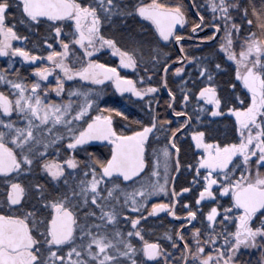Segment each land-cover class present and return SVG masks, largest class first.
Listing matches in <instances>:
<instances>
[{
	"label": "trees",
	"instance_id": "1",
	"mask_svg": "<svg viewBox=\"0 0 264 264\" xmlns=\"http://www.w3.org/2000/svg\"><path fill=\"white\" fill-rule=\"evenodd\" d=\"M74 1L80 9L91 10L98 23L100 38L112 42L118 52L134 63L135 67L128 72V76L135 87L155 92L136 99L131 94H118L110 85L98 87L96 94H92L94 103L89 115L91 119L94 115L110 111L119 135L153 129L146 144V163L140 175L130 182L118 177L108 178L101 169L111 159L113 150L108 146L90 147L82 153L79 171L66 172L60 179H52L41 173V150L35 149L32 183L25 185L28 199L23 216L31 225L45 227L54 206L72 209L80 221L75 237V244L79 247L78 255L73 257L75 264H132L133 253L137 254V264H165L158 259H139L143 245L148 243L158 244L162 252L171 256L173 264H183L185 251L177 238L182 226L172 222L166 214L155 216L152 213L156 204L173 206L170 186L176 165L170 140L186 124V120L175 119L170 113L171 99L163 89V73L168 65L180 60V55L172 42L165 43L160 39L151 21L140 17L139 9L157 1L163 7L179 10L186 24L178 31V37H190V29L198 25L199 20L188 0ZM17 3V0H0V5L8 6L7 21L10 26L20 38H29L25 46L30 49L28 45H33L43 54L48 50L47 42L56 46L59 25L67 21H49L28 33L27 26L21 25V10ZM193 3L206 27L224 29L222 21L211 13L209 0H193ZM235 6L239 10L232 21L238 27V36L233 39L238 41L235 48L239 52L240 41L252 38L262 46L264 53V0H236ZM68 30L69 26L65 28L67 35ZM212 35L207 33L199 40H210ZM221 47L220 38L211 44L184 42L182 49L186 61L169 70L166 76L167 87L175 99L174 114L187 115L191 120L190 126L175 141L181 167L174 187L178 201L176 214L184 217L194 213L197 216L195 226L182 234L189 240L188 247L192 251L203 246L205 256H216L214 258L221 260L228 259L234 252V262L238 264H259L260 249L241 248L235 252V233L242 212L235 207L231 191L247 173L243 160L238 157L227 170L214 173L211 181L219 185H212L211 199H203L202 196L207 189L208 177L200 167L202 152L199 145L238 147L242 143L241 131L230 113L245 111L251 104L250 95L238 77L237 66L226 57ZM97 61L98 64L112 66L115 58L110 52L101 51ZM258 64L264 93V55ZM66 90L83 93L84 99V91L68 86ZM204 90L216 94L215 104L201 96ZM87 94L90 95L89 92ZM259 121L264 154V110ZM66 145L62 142L50 149L48 158L57 162L66 159L69 154ZM261 168L264 172V166ZM90 170L94 172L91 174ZM92 178L97 184L95 187H91ZM160 188L162 192L158 191ZM227 189L228 195L222 196L221 191ZM141 190L144 192L141 193ZM28 210L32 213L31 217L26 216ZM214 211L216 215L211 221L209 217ZM134 222H138L135 228ZM253 228L264 233V209L257 215ZM98 245L104 248L103 255L110 254L109 260L100 258L102 254L97 252ZM125 247L130 251H124ZM188 264L199 262L192 258Z\"/></svg>",
	"mask_w": 264,
	"mask_h": 264
},
{
	"label": "flooded vegetation",
	"instance_id": "2",
	"mask_svg": "<svg viewBox=\"0 0 264 264\" xmlns=\"http://www.w3.org/2000/svg\"><path fill=\"white\" fill-rule=\"evenodd\" d=\"M68 1H70L74 5V10H75L74 14L66 20H50V19H39V18L31 16L28 13V7H27L26 1L17 0V2H19L17 4L19 5V8L21 10V17H22L21 25L27 26L28 33H32L33 28L39 27L41 24H44V23L48 24L46 22H49V21H53V22L67 21L59 25V29L57 30V34H56L59 38V41L56 44V46L47 42L46 46L48 50L44 54L40 53V49L34 48L33 45H28L30 49L25 46L27 43L26 39L28 37L26 39L19 37L14 27H11L9 22L7 21V16H9L7 15L8 6L3 5V4L0 5V46L5 45L6 43L7 48L10 51L9 52L7 51V49L0 48V148H2V150L10 154L13 160V166L11 170H4V171L0 170V264H54V263H50V259L54 256L57 257V264H75L73 257H76V256H73L71 253H69L70 255L66 256L65 251H63L64 249H67L69 247L68 244H70L73 240L75 241V237L77 236V232H78L77 228L80 225V221L72 209L68 207H63L61 205L54 206L52 209V213H51V219L48 223H46L45 227H43L41 224H39L40 226L38 225L33 226L23 216L24 204L25 202H27V199H28L27 197L28 193L26 191L27 188L25 187V185L32 183V177H33L32 176V170H33V167H32L33 159L32 158L34 154L33 145L35 144V141L39 140V141L48 143L53 140H58L56 141L58 142L57 145H59L62 142L67 143L66 148L69 153L68 157L59 162L48 158L50 149L46 150V153H43L41 151V157H42L41 162L43 163L41 167V173L44 174L46 177H50L52 179H60L63 175L66 174V172L76 173L77 171H79V168H80L79 166L81 165L83 161L81 157H83L82 153L84 150L90 147H98V146H101V147L108 146L110 150H113L118 139L120 137L125 136V135H119L116 133L114 125H113V120L110 116L112 122L110 121L109 122L114 131V136L107 143L105 144H97V143L84 144L78 147H73L72 145L80 138V136L87 130V128L93 122L99 119L97 117L100 114L94 115L90 119L89 115L92 111V108H91L90 113L86 116V118L82 122L81 121L75 122L74 117L76 116L75 114L77 113V111L81 108L78 105H80L82 102L83 93L82 94H78L76 92L69 93L67 92L66 87L67 86L73 87V88H76L77 90L84 91V96L88 95L87 92H89L90 95H88L89 96L88 98L89 100L92 101L89 103H91L92 105L94 103V99H92L94 96H92V94L93 95L96 94L98 87H103L106 85H110L118 94H131L136 99H141L143 97L142 94L139 93L138 89L135 87L133 80L128 76V72L134 69L133 64L127 63L123 59L126 56L118 52L115 46L112 44V42L102 39L103 41L110 42L114 46V49L117 51L115 52L109 49L103 50L106 52H110L113 55V57L115 58V63H113L112 66L98 64L97 56H98V53L101 51L95 50L93 46L89 45L90 40L87 38V34L85 33V31H83V27L86 26L87 24H84V23L82 24L81 22L82 16L76 10L75 1L74 0H68ZM155 3L159 4L157 1ZM73 16H76V19L79 20L76 22V24L72 20ZM91 19H94L96 28L95 30H92L91 27H88V31L91 34L96 35L97 31H99L98 23H97V20L95 19V16L89 19L90 22H91ZM67 26H69L68 35H67V32L65 31V28ZM177 33L178 32H176V34L173 37H171L169 40H166V41L163 40L160 36L159 37L163 42L165 43L172 42L175 46L174 42L178 38V37H175L177 36ZM157 34H158V31H157ZM78 36L80 37V42L76 41ZM83 38H86L88 41L83 40ZM6 40H8V42ZM83 43L86 44V46L83 45ZM60 46L72 48L71 50H74L75 55H77V59L75 60V62L81 63L84 61L86 64L90 63L94 65L95 70H97L100 75L99 76L96 75L95 77L94 75H92V78L94 77V81H92V79H87V80L85 79L86 81H82L81 79H79V81H67L63 86L64 92H63L62 97L60 98L62 100L58 102H62L65 104L68 103L70 107V111L66 115L62 116L61 125H55V128L52 129V133H42L43 132L42 130L40 134L38 133L33 134L32 132H28L27 130L28 122L18 123L17 121L21 117L19 115L18 116L16 115V109H17L16 99H22V97L20 98H17V97L20 96L22 94L21 92H23L24 90L32 91V87L35 85V81H36L35 76L38 74L39 71H41L42 69L48 66V64L45 61V58H47L48 56L56 52V49ZM38 59L39 60L44 59L43 63H39ZM100 66L107 67L113 71H116L118 73V76H113L107 82L99 84V81L105 77L99 71ZM7 71H9V73H7ZM9 76L18 77V79L17 78L9 79L8 78ZM46 78L47 77H44L41 82L46 81L47 80ZM259 78H260V75H259ZM121 79L130 81V83L133 86V89L121 91L117 87V83ZM48 83H46L47 87L51 86V85L48 86ZM248 93L250 96H254L258 99L256 95L251 94L250 92ZM215 100L213 102H215ZM213 102H209V103H213ZM263 102H264V93H263L262 104ZM3 103H6L8 105L6 110L4 109ZM245 113H249V112H245ZM247 117H250V116H247ZM72 118H73V123H70ZM240 119L244 120L242 118ZM24 128L26 132L25 130L24 131L22 130ZM136 134H133V135H136ZM150 134H149V137H150ZM147 142L144 145L145 149H146ZM57 145H55L54 148H56ZM19 152L21 155L29 159V162H30L29 166H22L19 164V155H20ZM108 162L109 160L107 161L106 165L108 164ZM143 162L146 163L145 151H144ZM50 163H55L57 167L49 166ZM106 165L102 167L101 172L104 173V168L106 167ZM89 172H91L92 174L94 171L90 170ZM50 173H54L55 175H51ZM207 177L208 179L212 178L213 180V173L207 174ZM91 181L93 182L91 183V187H92L96 183L94 182L93 178ZM17 187L20 188L21 195H22L19 205L15 201L14 188H17ZM207 190L208 189H206V191ZM16 194H17V189H16ZM233 196H232V200H233ZM203 199H207V197H203ZM56 207L60 208V210L58 211L59 214L65 210H69L74 216V228H73L72 237L67 242L58 243V244L54 243L53 237L51 234V223L54 218ZM242 213L246 214L245 212H242ZM190 214H194V213H190ZM258 214L259 213L255 214L252 219H250V217L246 214L248 220L245 224L244 232L246 230V232L250 231L251 233V229L254 232L253 223ZM194 215L196 216V214ZM26 216L31 217L32 213L29 211L27 212ZM196 222H197V216H196ZM239 223L240 222L238 221V227H237L238 229L235 233V240L236 242L241 243V242L247 241L248 239L245 238L243 241H241L240 236L241 235L244 236V234L243 232L239 234L240 232ZM18 224L23 225L26 230L25 240H22L24 241V244L21 246H18L17 244L18 241L16 238L17 231H18L17 229ZM185 224L186 222L179 224V225L183 227ZM177 237H178V233H177ZM252 237L253 236L250 235L248 238L252 239ZM30 240L32 243L31 245H30ZM145 245H143L142 247V252L138 254L139 259L141 261H143V258L146 261H148L146 259V255L144 251ZM78 249L79 247L76 245L75 250L78 251ZM108 255L110 256V254ZM140 256H142V258H140ZM137 259L138 257H136L134 261L135 260L137 261Z\"/></svg>",
	"mask_w": 264,
	"mask_h": 264
},
{
	"label": "rangeland",
	"instance_id": "3",
	"mask_svg": "<svg viewBox=\"0 0 264 264\" xmlns=\"http://www.w3.org/2000/svg\"><path fill=\"white\" fill-rule=\"evenodd\" d=\"M235 3L236 0H209V8L212 11L211 13H213V15L215 16V18L217 20L222 21L223 23L224 29L223 30L220 29L221 32L219 36V38L222 40L221 49L223 53L226 55V57L237 66L238 77L242 81L243 75L251 68L254 70L256 74L259 75L258 60H260L261 56H263L264 53L262 46H260L252 38L249 39L246 38L240 41L241 43H240L239 52L235 48L238 41L236 40L234 41L233 39L234 37L238 36V27L236 28L235 24H233L232 21H234L233 16L239 14V10L238 8H236ZM75 6H76V10L82 16V21H81L82 24L83 23L87 24L86 26L83 27V31H85V33L87 34V38L90 40L89 45L93 46L94 49L98 51L109 49L117 52L114 49V46L110 42L103 41L100 38V36L98 35L99 31H97L96 35H93L88 31V27H92L93 25V23L90 22L89 20L91 17H94L91 10L80 9L76 4ZM153 6L165 10L177 11L180 13V11L177 10L176 8L168 7V6L163 7L160 4H156V3L145 5L144 7H153ZM72 20L75 24L77 21H79L76 19V16H73ZM193 28H191L190 31H192ZM203 28H207L205 24ZM206 34L196 39L198 40L203 39L202 37L205 36ZM175 37H178V35ZM191 37L192 35L188 38ZM6 41L8 42V40ZM76 41L80 42L79 36ZM84 43L83 45L86 46V44ZM0 48L7 49V51H9L6 43L5 45H1ZM71 49L72 48L60 46L56 49V52L45 58V61L48 64V66L42 69L41 71H39L38 72L39 75L37 74L35 76L36 81H35V85L32 87V91L24 90L23 92H21L22 94L17 97V98L22 97V99H16V105H17L16 115L17 116L19 115L21 117L17 121L18 123L28 122V126H27L28 132H32L33 134L35 133L40 134L43 130L42 133H52V129L55 128V125H61L62 116L66 115L70 111V107L68 103L65 104L62 102H58L62 100L60 98L62 97L64 92L63 86L67 81H79V79H81L82 81H86L87 79H92V81H94V77L96 75L97 76L100 75L98 71L95 70L94 65L90 63L86 64L84 61L81 63L75 62V60L77 59V55H75V51ZM123 59L127 63L133 64L134 66V63L130 60V58L124 57ZM43 61L44 59L42 60L38 59L39 63H43ZM92 75H94L93 78ZM44 77H47L46 81H48L49 83L46 81L41 82ZM258 82L259 85L263 86V82L261 78H259ZM46 83H48V86L49 85L51 86L47 87ZM138 91L139 93L142 94V96H147L150 93L151 94L155 93L153 91H143L141 89H138ZM88 97H89L88 95H85L81 104L78 105L81 108L75 114L76 115L74 117L75 122H79V121L82 122L86 118V116L90 113L92 104L89 102L92 101L91 100L88 101ZM250 99H251V106L247 108L245 111H237L230 113L237 120L241 131L242 143L238 147L236 146V147H228V148H218L214 145H204V144L199 145L200 151L202 152V160L200 163V167L207 174L224 172L229 168L231 163L238 157H240L245 163V166L247 168V173L245 177L240 178L238 182L235 183V186H233L231 191L232 196L235 194L237 190L245 188L248 185H253L260 189H264V172L261 168L264 166V154H263V147L261 142L262 125L259 121L260 116L262 115L264 110V102L260 110L257 111V104L259 103L258 99L254 96H250ZM86 101H87L86 103L87 105L84 104V102ZM213 104H215V102ZM245 112H249V113L257 112V116L256 117L250 116L244 120H241L240 118L244 116ZM110 115L111 112L108 111L105 112V114L102 113L98 115L97 118L105 119L112 122ZM70 123H73V118L70 121ZM22 130L24 131L25 128ZM56 141L58 140H53L48 143L38 141L33 145V149L41 150L43 153H46V150L52 149L54 148L53 146L57 145L58 142ZM19 164L22 166H29L30 162L28 158L20 154ZM49 166L57 167L55 163H50ZM143 166H145V162H143ZM50 174L55 175L54 173H50ZM211 180L212 178L208 179V184H207L208 190L205 191L202 195L203 197H207V199L212 198L213 186L219 185L218 183H215L214 181ZM95 186H97V184H94L92 187ZM158 191L162 192L161 188ZM143 192L144 191L141 190V193ZM228 193H229V189L221 191V194L224 197L227 196ZM142 197L143 196H141V198ZM158 205L168 206L164 203H161V204H156L154 207H157ZM153 208H152V213H153ZM215 215H216V211H214L210 215L211 221H213ZM247 220H248L247 215L242 213L239 218V222H240L239 234L241 232H243L244 234V236L243 235L240 236L241 241H243L245 238H247L248 240L241 243L237 242L235 245V252L238 250L240 251L241 248L247 250H253L256 248L260 249L261 255H259V258H257V262L259 264H264V235H263L264 233L259 229H255L254 232L251 229V233L248 230H247L248 232H246V230L244 232V227ZM250 235L253 236L252 239L248 238ZM185 237H186L185 235L184 237L182 235V240L185 243L189 252L188 263L190 259L193 258L194 260L198 261L199 264H238L234 262V252L231 253V256L228 259L221 260L219 257L214 258L216 256L213 257L205 256V250L203 246H198L197 251H192V249L188 247L189 240L187 239V237L186 238ZM74 242L75 241L73 240L70 244H68L69 247L68 248L66 247L67 249L63 250L65 251L66 256L70 255L69 253H71L73 256L78 255V251L75 250L77 244H74ZM97 250H98L97 252L100 251L99 254L101 255L102 254L101 252L104 250V248L98 245ZM124 251H130V248L125 247ZM102 255L100 256V258L104 260L110 257L108 254L103 256ZM131 257L133 260L132 264H137V261L136 260L134 261V259L137 257V254L133 253ZM140 258H142V256H140ZM157 259L163 260L165 264H173L171 260V256L162 252V250H160ZM184 259H185V254H184ZM50 263L57 264V257L56 256L52 257L50 259Z\"/></svg>",
	"mask_w": 264,
	"mask_h": 264
},
{
	"label": "water",
	"instance_id": "4",
	"mask_svg": "<svg viewBox=\"0 0 264 264\" xmlns=\"http://www.w3.org/2000/svg\"><path fill=\"white\" fill-rule=\"evenodd\" d=\"M28 7V13L39 19H50V20H66L70 18L75 10L74 5L68 0H25ZM190 8L194 15L199 19V24L194 27L191 31V38H182L178 37L175 40V47L180 55V60L168 65L163 73V89L165 93L170 97V113L173 118L179 119L184 118L186 120V124L179 129L170 140V148L174 152V160L176 165V172L173 176L170 193L173 198V206L168 207L165 205H158L153 208V214L155 216H159L162 214H167L168 218L178 224L185 223L186 224L180 228L178 231V241L183 246L185 250V259L183 264L188 263L189 252L182 240V233L185 230L192 228L196 222V216L194 214H189L184 217H179L176 214L177 208V198L175 194V183L177 178L180 175L181 167L179 164V149L175 143L178 136H180L191 124V120L187 115L184 114H174V96L170 93L166 83V76L169 70L182 65L186 61L185 54L182 49V44L184 42H192L198 44H211L219 39L220 36V28L216 26H211L207 28H203L204 23L202 17L195 10V6L193 0H188ZM139 15L143 19L150 20L156 27L159 36L163 40H169L173 37L176 32L183 26L184 17L177 11L165 10L158 8L156 6L153 7H142L139 9ZM93 23L91 29L95 30L96 24L94 19H91ZM213 32L214 35L210 40L202 41L196 38L206 34ZM83 40L88 41L86 38ZM99 71L105 76L102 80L99 81V84L105 83L110 80L113 76H118L116 71L111 70L110 68L100 66ZM259 75L254 72L251 68L249 69L242 77V83L245 89L258 97L259 103L257 104V111L262 107V99H263V90L259 85ZM117 87L123 90L133 89L132 84L128 80L121 79L117 83ZM201 96L207 99L209 102H213L216 98V94L209 90L202 91ZM4 104V109L6 110L8 105ZM7 113V112H6ZM247 116H257V112L253 113H245L242 119H245ZM152 129L147 128L144 131L136 134L123 136L118 139L114 148L113 155L109 160L108 164L104 168V176L106 177H118L123 179L125 182H130L132 179L136 178L140 175L143 170V159H144V151H145V143L148 140L149 134ZM114 136V131L111 127L109 121L105 119H98L93 122L87 130L80 136V138L72 145L73 147H78L84 144H105ZM13 166V160L7 152L0 148V170H11ZM17 189V194H16ZM15 192V201L17 204H20L22 195L20 188H14ZM233 201L237 209L242 212H245L250 219L257 213H260L264 209V189H260L253 185H248L245 188L239 189L235 192L233 196ZM60 210L59 207L55 208V214L53 221L51 223V234L53 237L54 243H64L67 242L73 234L74 228V216L69 210H65L62 213H58ZM138 222H134L133 227H137ZM17 231V241L18 246L24 244L25 240V227L21 224H18ZM24 235V236H23ZM30 240V245H31ZM145 255L148 261H155L158 253L160 251V246L155 243H150L145 245Z\"/></svg>",
	"mask_w": 264,
	"mask_h": 264
}]
</instances>
